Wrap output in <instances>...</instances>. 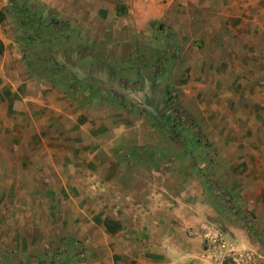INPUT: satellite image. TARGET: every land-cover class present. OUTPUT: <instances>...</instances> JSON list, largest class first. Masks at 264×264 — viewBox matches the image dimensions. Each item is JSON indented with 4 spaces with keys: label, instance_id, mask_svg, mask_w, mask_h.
<instances>
[{
    "label": "rangeland",
    "instance_id": "374dc122",
    "mask_svg": "<svg viewBox=\"0 0 264 264\" xmlns=\"http://www.w3.org/2000/svg\"><path fill=\"white\" fill-rule=\"evenodd\" d=\"M43 2L4 0L0 24V264H49L64 239L76 240L79 250L77 261L67 264L121 261L100 244L95 225L90 227L95 221L67 217L71 209L84 215L85 203L75 198L79 202L69 204L62 190L78 182L83 196L85 183L68 178V167L87 162L88 155L82 152L86 148L75 147L78 138L64 137L77 129L71 116L61 115L54 131L52 123H41L42 105L51 99L41 91L46 87L73 104L78 100L82 106L73 111L93 118L105 111L117 115L119 130L127 131L131 143L124 150H171L172 163L186 159L204 184H214L209 186L219 213L235 225L230 234L218 230L219 236L235 245L234 255L264 264V0L163 4L170 7L148 21L135 43L112 44L113 53L130 55L108 60L112 66L84 58L79 33L52 25L64 19ZM177 105L192 124L170 120L168 107ZM195 130L203 134L202 143L193 139ZM120 142L127 144L123 138L114 144ZM51 162L61 168L59 189L44 181L50 172L43 166ZM202 237L195 261L233 264L229 258L212 259V245Z\"/></svg>",
    "mask_w": 264,
    "mask_h": 264
},
{
    "label": "crops",
    "instance_id": "0c3cea01",
    "mask_svg": "<svg viewBox=\"0 0 264 264\" xmlns=\"http://www.w3.org/2000/svg\"><path fill=\"white\" fill-rule=\"evenodd\" d=\"M43 1L44 4L48 2L52 8L55 7L58 15L64 19L63 22H57L60 27L67 25L73 32L79 33V41L84 44L83 57L106 60L108 66L113 65L108 61L112 58H130L129 52L125 54L126 51L113 53L112 44L135 43L136 37H141L142 31L147 28L148 21L163 17V12L170 7L144 0H132L124 5H120L117 0ZM118 6L125 11L123 15L116 14ZM93 50L97 55H93ZM48 89H41L46 96L51 97L49 103L42 105L46 112L42 110L44 119L42 118L41 123H52L54 131L61 115L71 116L75 119L73 123L77 129L73 135L66 134L64 137L69 140H74L72 136L78 138L75 140L76 146L75 142L73 145L86 148L82 152L88 155L87 162L73 166L69 164L68 167L69 172H72L68 178L71 175L73 178L77 176L78 181L87 183L82 185L83 196L78 193V182L70 183L74 188L68 185V189L62 190L70 199L69 204H77L79 200L75 198H80L85 203L80 209L84 215L71 209L69 211L75 213L69 212L67 217L75 218L79 215L95 221H91L90 227L95 225L92 230H97L100 234V244L121 260L119 264H210L203 260L195 261L206 229L219 230L220 233L223 230L224 234H230L235 229V225L226 223V219L219 213V203L215 204L211 197L210 184H204L198 178L186 159L175 158L172 163L171 150H124L131 143L127 131L119 130L117 115L107 114L105 111L94 118L91 114L87 115V118L81 110L73 111L72 107L82 106L78 100L73 104L69 98H62ZM82 99L88 100V97L84 95ZM61 107H70L71 112L64 114L68 110ZM103 107H107L106 104ZM48 111L51 113L48 114ZM114 119L118 124L111 129ZM139 119V122H144L143 118ZM21 121L26 122L27 118L23 117ZM123 126L127 127V124ZM53 138L59 140V135L56 133ZM121 138L127 144L120 142L115 145L114 141ZM94 139L99 144H92ZM135 141L140 143L142 139L138 135L135 136ZM96 146L99 150H91ZM89 147L90 150H87ZM77 155L81 157L79 153ZM96 155L99 163L90 164L95 162ZM43 167L50 172L45 174L47 179L44 180L43 177V180L51 181L49 186L59 189L61 168L58 163L51 162ZM73 172H77V175ZM105 219L115 221L119 228L109 232L104 224ZM187 231L193 236H187Z\"/></svg>",
    "mask_w": 264,
    "mask_h": 264
},
{
    "label": "trees",
    "instance_id": "16d2710c",
    "mask_svg": "<svg viewBox=\"0 0 264 264\" xmlns=\"http://www.w3.org/2000/svg\"><path fill=\"white\" fill-rule=\"evenodd\" d=\"M125 11L122 7L116 8V14L117 15H123ZM5 19V13L4 10H0V24ZM58 21L51 22L52 25L56 27ZM3 51V44L0 42V54ZM168 117L170 120L175 121L177 119H182L183 121H188V123L192 124V121H190V117L188 116L186 110H183L179 105L175 106L174 109H172L170 106L167 110ZM193 139L198 142L202 143L205 138L203 134L200 132V130H195L193 133ZM211 186L214 187V184H211ZM105 227L109 232H114L119 228V225L115 221H111L109 219H105L104 221ZM77 248V241L70 240V239H64L61 241L60 244H58V249L56 251V256L52 260H50L49 264H67L68 261H77L79 257V252Z\"/></svg>",
    "mask_w": 264,
    "mask_h": 264
},
{
    "label": "built area",
    "instance_id": "2783aa9c",
    "mask_svg": "<svg viewBox=\"0 0 264 264\" xmlns=\"http://www.w3.org/2000/svg\"><path fill=\"white\" fill-rule=\"evenodd\" d=\"M132 0H117L120 5L128 3ZM148 3H158V4H168L179 0H144ZM4 0H0V10H3ZM205 239L212 245V259L221 262L225 259H231L233 264H249V257L242 254H235V245L233 243H227L222 237L219 236L217 231H211L206 229L205 234H203ZM233 253V254H232Z\"/></svg>",
    "mask_w": 264,
    "mask_h": 264
}]
</instances>
